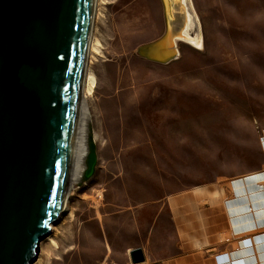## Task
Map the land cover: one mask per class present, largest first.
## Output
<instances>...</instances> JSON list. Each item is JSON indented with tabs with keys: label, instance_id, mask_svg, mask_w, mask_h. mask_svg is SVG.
Segmentation results:
<instances>
[{
	"label": "rangeland",
	"instance_id": "374dc122",
	"mask_svg": "<svg viewBox=\"0 0 264 264\" xmlns=\"http://www.w3.org/2000/svg\"><path fill=\"white\" fill-rule=\"evenodd\" d=\"M157 1L102 5L101 52L86 62L95 174L73 190L35 263L129 264L144 244L165 255L173 199L183 207L184 193L264 174V0H191L203 48L180 43L165 66L137 55L165 31L161 7L150 14Z\"/></svg>",
	"mask_w": 264,
	"mask_h": 264
},
{
	"label": "water",
	"instance_id": "95a60500",
	"mask_svg": "<svg viewBox=\"0 0 264 264\" xmlns=\"http://www.w3.org/2000/svg\"><path fill=\"white\" fill-rule=\"evenodd\" d=\"M93 1L0 0V264H34L59 219ZM161 2L165 31L137 55L165 66L183 42H171L178 4ZM130 259L145 262L141 249Z\"/></svg>",
	"mask_w": 264,
	"mask_h": 264
},
{
	"label": "crops",
	"instance_id": "0c3cea01",
	"mask_svg": "<svg viewBox=\"0 0 264 264\" xmlns=\"http://www.w3.org/2000/svg\"><path fill=\"white\" fill-rule=\"evenodd\" d=\"M153 5L151 16L161 7L165 26L161 0ZM206 188L184 193L183 207L171 201L175 242L165 255L153 257L146 244L130 252L141 249L145 264H264V174Z\"/></svg>",
	"mask_w": 264,
	"mask_h": 264
},
{
	"label": "bare ground",
	"instance_id": "6f19581e",
	"mask_svg": "<svg viewBox=\"0 0 264 264\" xmlns=\"http://www.w3.org/2000/svg\"><path fill=\"white\" fill-rule=\"evenodd\" d=\"M171 1L173 14L177 12V8L174 7L175 4H178L179 12V18L174 17V21L172 22V25H170V31L173 35L171 40L172 44L176 46L177 41H181L183 43H188L197 50L202 49L203 39L200 32L199 21L191 5V0ZM104 3L105 0L93 1L89 35L85 50L81 85L74 122L70 164L59 218L69 213L70 197L73 190L78 186L84 185L85 182H87V176L93 172L92 164L90 163V149L92 145L91 143H93L97 152V140L92 127L91 99L96 88V81L91 69L88 68V64L95 62L101 52L100 42L97 39L98 36H96V26L103 17L102 5ZM86 62L88 64H86ZM50 227L51 234L56 230L55 223L51 224ZM45 241H51V237H47ZM43 244L41 245V252H44ZM38 263L39 261L35 264Z\"/></svg>",
	"mask_w": 264,
	"mask_h": 264
},
{
	"label": "built area",
	"instance_id": "2783aa9c",
	"mask_svg": "<svg viewBox=\"0 0 264 264\" xmlns=\"http://www.w3.org/2000/svg\"><path fill=\"white\" fill-rule=\"evenodd\" d=\"M140 264H145V263L143 262V263H140Z\"/></svg>",
	"mask_w": 264,
	"mask_h": 264
}]
</instances>
